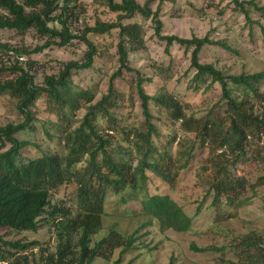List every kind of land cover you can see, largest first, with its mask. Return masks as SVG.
<instances>
[{"label":"trees","instance_id":"1","mask_svg":"<svg viewBox=\"0 0 264 264\" xmlns=\"http://www.w3.org/2000/svg\"><path fill=\"white\" fill-rule=\"evenodd\" d=\"M153 1L139 5L135 0H92L101 9L98 14L112 13L116 19L103 21L97 15L92 25H86L78 33L72 29L70 18L81 0H63L60 6L54 0H0V30L20 35L34 30L46 40L32 51L12 49L0 43V48L6 52L22 57L46 48H64L73 41L84 46L80 60H70L56 75L44 76L42 85L35 84L29 66L24 69L14 64L0 70V75L2 72L13 75L0 77V95L14 98L18 112L24 116L18 124L0 127V229L35 232L45 226L52 228L58 244L53 254L43 258L45 264H92L96 258H108L117 249L119 256L111 264H122V256L134 249V235L125 238L111 230L92 241L102 230L103 204L108 190L116 195L124 194L123 202L138 201L142 213L155 221L161 231L190 230L192 218L180 205L167 195L148 192V175L172 183L174 167L179 170L188 167L196 141L203 145L210 140L217 147L209 186L214 204L222 197L233 203L247 186L254 189L264 185V177L248 184L232 169L238 163L250 162L248 144L257 143L260 135H264V109L256 112L257 104L249 102L254 99L264 104V71L229 75L212 64L200 63L199 56L205 46L229 48L223 42L209 40L208 35L190 39L163 35L159 13L166 0H157L154 12L149 6ZM229 1L244 14L247 23L250 14L246 6L264 14V6H257L253 1ZM58 9L60 12L56 13ZM136 15L150 19L154 35L165 43V53H169L175 43L184 47L185 52L190 51L189 69L193 75L187 89L207 90L213 85L220 88V99L202 118L187 116L164 85L156 95L145 91L144 85L150 83L151 78L130 65L131 54L147 49L144 26L131 22ZM111 49L115 51L117 67L107 78L106 91L95 101L100 92L98 85L79 87L74 76L94 69L97 59L111 54ZM154 75L162 76L164 83L172 78L169 65L154 67ZM238 90L240 97L234 94ZM135 101L139 103L142 116L139 124L129 123L123 117V111L133 108ZM37 103L50 119H56L61 151L25 159L21 152L29 142L19 140L16 134L32 128L36 120L32 110ZM82 108L85 112L76 126L73 116ZM154 111L165 113L171 123H180L184 132H194V140L188 148H181L173 156L170 149L176 136L167 146H157L155 138L159 134L153 122ZM115 135L128 146L114 144ZM6 146L9 147L5 149ZM79 164L83 166L77 168ZM71 182L76 184L79 211L72 214L67 208H50L51 191ZM73 235L77 236L75 244H72ZM253 238L247 236L241 240L247 251L261 247ZM0 243V264H29L27 254L40 246L37 241H5L1 236ZM207 250L199 249L200 252Z\"/></svg>","mask_w":264,"mask_h":264},{"label":"rangeland","instance_id":"2","mask_svg":"<svg viewBox=\"0 0 264 264\" xmlns=\"http://www.w3.org/2000/svg\"><path fill=\"white\" fill-rule=\"evenodd\" d=\"M54 1L59 6L63 3V0ZM135 1L144 5L147 0ZM242 1H253L257 6H264V0ZM149 6L154 12L158 1H153ZM246 7L250 14L248 23L244 14L229 0H166L160 6L159 19L163 25L161 33L185 39L204 38L208 35L211 41L223 42L229 50L221 46L207 45L202 49L199 61L202 64H212L225 74L239 75L264 71V14ZM100 11L92 0H81L70 18L72 29L80 33L86 25L93 24L97 15L103 21L111 22L116 19L112 13L98 14ZM59 12L58 9L56 13ZM131 22H138L145 28L146 51L130 55V65L152 80L144 85L145 91L156 95L164 85L163 87L178 100L187 116L195 119L205 116L220 99V88L213 85L207 90L187 89L193 75V71L189 69L190 51L185 52L184 47L175 43L169 53H165V43L154 35L150 19L136 15ZM45 41V38L40 37L34 30H29L23 35L0 30V43L16 50L32 51L42 46ZM83 51L84 46L78 41H73L64 48H46L42 52L22 57H16L12 52L0 48V70L3 66L8 68L14 64L24 69L29 66L35 84L42 85L44 76L56 75L63 64L70 60H80ZM168 65L172 78L164 83L162 76L154 75V67L166 68ZM116 67L115 51L111 49V54L97 59L94 69L77 73L74 76L75 83L83 88L98 85L100 92L95 98L96 101L106 91L107 78ZM12 76L7 72L0 75L3 79ZM234 92L240 97L239 90ZM258 101L249 100L250 104H257L256 112L264 109V104ZM32 112L36 117L32 128L16 134L19 140L29 142L21 152L23 158L38 157L44 152L52 154L61 151L60 133L55 126L56 119H50L40 103H37ZM84 112L85 108H82L73 116L76 126ZM153 116L159 134L155 138L157 146H167L173 136H176L170 149L173 156L181 148L190 146V141L194 140V132H184L180 123H171L165 113L154 111ZM123 117L129 123L139 124L142 117L139 103L135 101L133 108L123 111ZM23 119L24 116L16 108V100L7 95H0V127L10 123L18 124ZM100 129L103 132L102 123ZM113 143L128 146L119 135H115ZM247 149L251 157L250 162L238 163L232 169L238 176L244 177L248 184H253L258 178L264 177V156L255 141L248 144ZM216 151V144L210 140L203 145L196 141L188 167L183 170L174 167L172 183L168 184L151 174L148 175V192L167 195L180 205L186 215L192 218L190 230L161 231L155 221L142 213L138 201L129 199L123 202L121 199L124 194L116 195L112 190H108L103 204L105 215L102 219V230L92 241L100 239L111 230L123 234L125 238L134 235V249L122 256V264L131 260L134 264H264V185L254 189L247 186L233 203L225 201L222 197L214 204L209 186L214 175L212 162L216 158ZM82 166L83 164H79L77 168ZM49 200L50 208H67L72 214L79 211L76 184L73 182L51 191ZM0 236L5 241L24 239L39 242L40 246L27 254L29 264H45L43 258L53 254L58 244L53 229L47 226L35 232L0 229ZM247 236L255 237L253 239L261 244L259 250L253 248L247 251L241 244V240ZM76 239L77 236L73 235L72 244L76 243ZM1 248L0 243V252ZM202 248L208 250L200 252L199 249ZM119 251L115 250L108 258H96L92 264H111L118 258Z\"/></svg>","mask_w":264,"mask_h":264},{"label":"built area","instance_id":"3","mask_svg":"<svg viewBox=\"0 0 264 264\" xmlns=\"http://www.w3.org/2000/svg\"><path fill=\"white\" fill-rule=\"evenodd\" d=\"M249 139V137H248ZM257 145L262 150L261 154L264 156V135H260L259 139L257 140ZM221 151H218L220 153ZM1 264H8L7 262H3Z\"/></svg>","mask_w":264,"mask_h":264}]
</instances>
